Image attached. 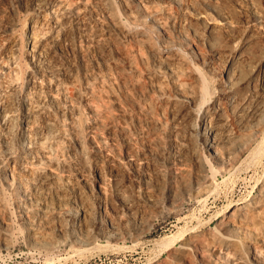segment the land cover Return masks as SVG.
Wrapping results in <instances>:
<instances>
[{
	"label": "bare ground",
	"instance_id": "bare-ground-1",
	"mask_svg": "<svg viewBox=\"0 0 264 264\" xmlns=\"http://www.w3.org/2000/svg\"><path fill=\"white\" fill-rule=\"evenodd\" d=\"M263 131L264 0H0L7 254L153 235ZM228 213L154 264H264V182Z\"/></svg>",
	"mask_w": 264,
	"mask_h": 264
},
{
	"label": "rangeland",
	"instance_id": "rangeland-1",
	"mask_svg": "<svg viewBox=\"0 0 264 264\" xmlns=\"http://www.w3.org/2000/svg\"><path fill=\"white\" fill-rule=\"evenodd\" d=\"M235 167L202 200L184 203L181 213L176 214L166 207L155 219L153 235L149 234L137 242L118 243L114 247L103 244L86 252H76L73 247L67 246L49 260L43 254L38 257V254L29 253L20 237L19 245L22 246H19L15 254H7L6 248H0L3 250L0 252V264H154L157 259L164 261L167 258L162 251L166 246L165 240H162L164 235H172L168 244L179 242L190 233L210 229L221 218L226 217L233 206L249 203L254 199L264 182V143L252 146ZM172 264L181 263L176 261Z\"/></svg>",
	"mask_w": 264,
	"mask_h": 264
}]
</instances>
